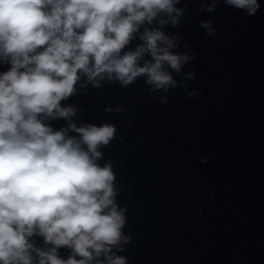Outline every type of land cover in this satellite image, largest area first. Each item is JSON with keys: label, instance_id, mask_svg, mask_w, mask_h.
Masks as SVG:
<instances>
[{"label": "water", "instance_id": "water-1", "mask_svg": "<svg viewBox=\"0 0 264 264\" xmlns=\"http://www.w3.org/2000/svg\"><path fill=\"white\" fill-rule=\"evenodd\" d=\"M257 3L249 15L224 0H180L179 24L161 30L177 37L174 53L192 58L179 74L169 69L177 86L167 92L152 91L144 76L127 86L97 77L95 87L81 73L75 94L61 101L76 108L77 126L116 129L97 162L111 163L125 210L128 242L110 254L126 264H264V0ZM161 18L170 20L161 14L142 25L121 55ZM10 67L0 61V73ZM46 122L54 130L68 123ZM29 240L52 247L42 236ZM71 254L58 249L62 259Z\"/></svg>", "mask_w": 264, "mask_h": 264}, {"label": "clouds", "instance_id": "clouds-1", "mask_svg": "<svg viewBox=\"0 0 264 264\" xmlns=\"http://www.w3.org/2000/svg\"><path fill=\"white\" fill-rule=\"evenodd\" d=\"M179 3L0 0V61L11 65L0 73V264H126L110 254L128 242L122 235L125 210L116 203L111 163L97 162L98 149L116 129L77 126L76 108L61 101L75 94L81 73L95 87L97 77L127 86L141 76L152 91L176 87L169 69L179 74L192 57L174 53L177 37L161 29L179 24L185 10ZM224 3L249 15L259 8L257 0ZM206 10L214 11L215 2ZM161 14L170 20L146 27L142 43L121 55L141 26ZM200 27L212 33L210 21ZM146 55L151 59L144 60ZM61 118L68 123L60 130L46 122ZM34 235L52 247H36L29 240ZM61 247L71 249L67 259L58 255ZM102 255L104 260L97 259Z\"/></svg>", "mask_w": 264, "mask_h": 264}]
</instances>
